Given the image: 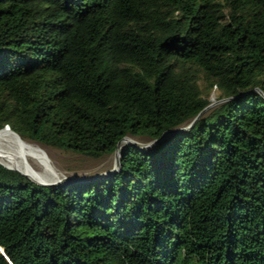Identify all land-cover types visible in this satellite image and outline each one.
Returning <instances> with one entry per match:
<instances>
[{"label": "trees", "instance_id": "trees-1", "mask_svg": "<svg viewBox=\"0 0 264 264\" xmlns=\"http://www.w3.org/2000/svg\"><path fill=\"white\" fill-rule=\"evenodd\" d=\"M0 128L93 158L170 131L105 176L0 163V264H264V0H0Z\"/></svg>", "mask_w": 264, "mask_h": 264}, {"label": "rangeland", "instance_id": "rangeland-1", "mask_svg": "<svg viewBox=\"0 0 264 264\" xmlns=\"http://www.w3.org/2000/svg\"><path fill=\"white\" fill-rule=\"evenodd\" d=\"M218 90L214 87L209 94V103L206 105V110L215 107L222 99H218ZM214 100V101H213ZM213 103V104H212ZM128 142L140 145L142 147L153 146V141H143L136 138L127 137ZM36 143V142H33ZM127 143V142H126ZM47 152L50 162L55 169V172L60 177L58 180H51L49 183H60L72 179L92 178L105 176L114 172L118 168V162L115 160V152L101 156L99 158L89 157L80 153L65 151L62 149L50 147L40 143ZM51 177L49 174H46Z\"/></svg>", "mask_w": 264, "mask_h": 264}, {"label": "bare ground", "instance_id": "bare-ground-1", "mask_svg": "<svg viewBox=\"0 0 264 264\" xmlns=\"http://www.w3.org/2000/svg\"><path fill=\"white\" fill-rule=\"evenodd\" d=\"M126 142H128L127 137L119 142L115 160L118 158L121 145ZM0 163L38 183L46 184L50 179L55 181L60 178L41 145L24 140L9 129L0 128Z\"/></svg>", "mask_w": 264, "mask_h": 264}, {"label": "water", "instance_id": "water-1", "mask_svg": "<svg viewBox=\"0 0 264 264\" xmlns=\"http://www.w3.org/2000/svg\"><path fill=\"white\" fill-rule=\"evenodd\" d=\"M206 107H207V106H205L203 110H205ZM203 110H202V111H203ZM200 113H201V112H200ZM4 127L9 128L8 125H6V126H4ZM168 132H170V131L168 130V131L164 132L159 138L152 140V141H153V144L156 143V142H158V141H160V140H161V139H162V138H163ZM123 139H124V138H123ZM120 141H121V140H120ZM120 141H119V142H120ZM119 142L117 143V147H116V149H115L114 152L117 151V149H118V145H119ZM117 162H118V166H119V155H118V158H117ZM7 168H8V167H7ZM72 179H73V178H72ZM72 179L70 178V180H72ZM67 181H68V180H67ZM34 182H35V181H34ZM63 182H66V181H63ZM36 183H38V182H36ZM60 183H61V182H60ZM39 184H42V185H51L52 183H46V184L39 183ZM53 184H57V183H53ZM0 251L3 252L1 248H0Z\"/></svg>", "mask_w": 264, "mask_h": 264}]
</instances>
